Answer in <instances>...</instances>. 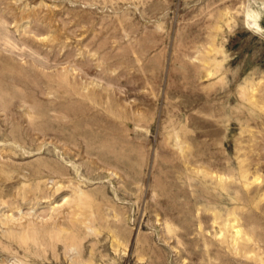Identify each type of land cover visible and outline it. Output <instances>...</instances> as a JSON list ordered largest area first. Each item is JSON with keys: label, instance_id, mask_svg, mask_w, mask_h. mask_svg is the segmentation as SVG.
<instances>
[{"label": "rangeland", "instance_id": "374dc122", "mask_svg": "<svg viewBox=\"0 0 264 264\" xmlns=\"http://www.w3.org/2000/svg\"><path fill=\"white\" fill-rule=\"evenodd\" d=\"M0 264H264V0H0Z\"/></svg>", "mask_w": 264, "mask_h": 264}, {"label": "bare ground", "instance_id": "6f19581e", "mask_svg": "<svg viewBox=\"0 0 264 264\" xmlns=\"http://www.w3.org/2000/svg\"><path fill=\"white\" fill-rule=\"evenodd\" d=\"M234 228H235V227H234ZM238 233H239V230H236V231H235V234H238ZM234 240H235V239H234ZM241 241H242V240H241Z\"/></svg>", "mask_w": 264, "mask_h": 264}]
</instances>
